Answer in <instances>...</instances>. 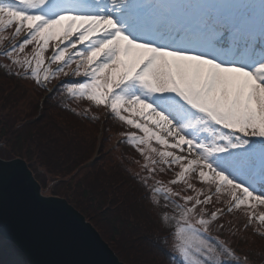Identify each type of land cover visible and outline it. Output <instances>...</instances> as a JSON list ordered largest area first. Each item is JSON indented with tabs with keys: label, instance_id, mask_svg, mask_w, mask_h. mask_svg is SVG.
I'll use <instances>...</instances> for the list:
<instances>
[{
	"label": "snow or ice",
	"instance_id": "1",
	"mask_svg": "<svg viewBox=\"0 0 264 264\" xmlns=\"http://www.w3.org/2000/svg\"><path fill=\"white\" fill-rule=\"evenodd\" d=\"M258 3L257 17L245 0H0L6 75L86 100L135 130L121 142L144 161L133 179L159 210L170 264H252L211 234L225 215L246 218L231 235L251 229L264 237V0ZM30 167L0 159V264L6 187L50 203L94 239L71 206L40 195ZM169 172L172 179H157Z\"/></svg>",
	"mask_w": 264,
	"mask_h": 264
},
{
	"label": "trees",
	"instance_id": "2",
	"mask_svg": "<svg viewBox=\"0 0 264 264\" xmlns=\"http://www.w3.org/2000/svg\"><path fill=\"white\" fill-rule=\"evenodd\" d=\"M0 74L7 79H14L13 76L6 75L2 67ZM2 83H0V121H2L0 123L10 124L9 111L15 100L5 97L7 93L2 89ZM82 101L64 99L58 93L49 95L45 99L41 118L33 122L31 133L28 139L24 140L25 153L22 156L29 162V158H32L38 166L52 174L67 175L87 162L93 151H97L99 147L91 136L82 134L83 123L97 128L98 121L101 120L100 152L103 151L104 142L112 136L111 134L117 137L129 131L128 126L115 121L104 108H87ZM56 111L62 112L65 118L59 122L54 121L52 112L57 113ZM11 137L20 141L18 134L14 135L13 131L5 130L4 138ZM119 144L120 161H114L110 155H107L108 164L99 165V159H96L84 175L72 186H68L63 198L93 225L118 259L125 264H134L128 255L134 260L141 259L146 264H170L168 256L162 251L169 249V246L162 241L164 232L161 230L158 218L154 219L149 211L150 201L145 198V189L127 170L131 159L129 154L133 149L126 143ZM133 155L136 156L134 150ZM96 214L100 217L99 220H103L104 225L94 218ZM226 216L232 218L235 215ZM244 222V218L241 217L237 227L241 228ZM245 233L248 237H255L254 240L256 238L264 240V237L254 235L251 229ZM255 250L259 251L257 254L261 262L264 258V249L261 247ZM252 254L255 256L256 253ZM2 258L6 264H13L14 261L21 259L26 260L13 244L4 239Z\"/></svg>",
	"mask_w": 264,
	"mask_h": 264
},
{
	"label": "rangeland",
	"instance_id": "3",
	"mask_svg": "<svg viewBox=\"0 0 264 264\" xmlns=\"http://www.w3.org/2000/svg\"><path fill=\"white\" fill-rule=\"evenodd\" d=\"M246 3H251L254 5L253 8L248 9V13L251 15H255L258 17L259 15V3L258 0H245ZM50 54V53H49ZM0 65L8 63V61L3 57L0 61ZM4 70V69H3ZM13 76L14 79H7L0 74V83H2V89L7 93V96L2 92L6 98L14 99L15 104L9 111V116L11 118L10 124L0 123V158L2 159H10L19 157L24 159L26 163H30L32 167H30L32 174L36 178L37 182L41 185V192L45 196H57L63 198V195L66 193L68 186H72L82 175L86 173L88 167L95 160H92L95 156L99 159V165H107L108 161L106 160L107 155H110L114 161H120L119 154V146H116V138L112 136L108 137V140L104 142L102 147L103 151L100 150V130L102 126L98 123L97 128L89 126L88 123H83L82 125V134L85 136H91L93 138V142L95 141L96 145L99 144L98 150H94L89 160L85 162L83 165L78 166L77 168L70 171L67 175H55L46 171L43 167L38 166L36 162L30 159V162L26 160L22 155L25 153V139H28L29 133H31V125L34 121L39 120L44 112V103L46 96L45 92L42 88H40L43 92L36 90V85L30 79H21L17 76ZM8 80V81H7ZM13 81V82H11ZM56 82V81H53ZM83 105L90 107L89 103L86 100L82 101ZM43 110V111H42ZM57 112V111H56ZM65 115L62 112L54 113L52 112V119L54 121H60L64 119ZM2 122V121H0ZM100 125V126H99ZM112 127V126H111ZM113 128V127H112ZM5 130L13 131L14 135L20 136V141H16L15 138L11 137L9 139L4 138ZM131 131H135L131 129ZM9 137L11 135H8ZM139 164L135 162L134 165L130 168L131 173L140 172V164H143V159L139 156ZM157 179L168 181L172 179V173L169 172L167 174H160ZM183 185L174 186V190H179ZM199 187V185H197ZM183 194V193H182ZM191 194V193H187ZM220 205H216L219 207ZM149 211L152 214L153 218L157 219V212L159 211L154 205L150 202L148 205ZM209 210H211V206H209ZM240 214L237 212L234 217L228 218L227 216H223L221 219L217 220L215 224H213L212 235L219 236L220 239L226 240L231 245L238 250L237 252L240 255L247 254L252 261V264H261L259 255L255 249L263 248L264 249V240L263 239H255V237H248L245 232L237 231L236 236L231 235L230 229H239L237 227V222ZM94 218L97 220L100 217L96 214ZM246 218H244L245 220ZM102 225H104L103 220H99ZM231 221V223H229ZM223 224L224 228L217 232L215 231L217 224ZM223 231V232H222ZM164 232V231H163ZM163 234H166L165 232ZM103 239V238H102ZM104 240V239H103ZM105 241V240H104ZM106 242V241H105ZM107 243V242H106ZM108 244V243H107ZM171 240L168 241L167 245L170 247ZM109 246V245H108ZM110 247V246H109ZM15 254V252H13ZM252 253H256L255 256ZM130 259L134 261V264H146L141 259L134 260L131 255H128ZM259 258V259H258ZM121 261V260H120ZM122 262V261H121ZM124 263V262H123ZM125 264V263H124Z\"/></svg>",
	"mask_w": 264,
	"mask_h": 264
},
{
	"label": "water",
	"instance_id": "4",
	"mask_svg": "<svg viewBox=\"0 0 264 264\" xmlns=\"http://www.w3.org/2000/svg\"><path fill=\"white\" fill-rule=\"evenodd\" d=\"M33 179L41 196L63 200L71 206L64 198L42 195L40 184ZM71 207L82 218V222L89 226L94 239L69 227L52 210L50 203L32 201L25 194L13 192L6 187L2 211L3 238L21 245L22 249H18L26 259L37 264H124L95 228L85 221L84 216Z\"/></svg>",
	"mask_w": 264,
	"mask_h": 264
}]
</instances>
